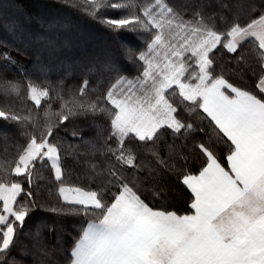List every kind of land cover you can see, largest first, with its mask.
Returning a JSON list of instances; mask_svg holds the SVG:
<instances>
[{
	"label": "snow or ice",
	"instance_id": "6c2138e0",
	"mask_svg": "<svg viewBox=\"0 0 264 264\" xmlns=\"http://www.w3.org/2000/svg\"><path fill=\"white\" fill-rule=\"evenodd\" d=\"M57 6L107 42L0 40V264H264V0Z\"/></svg>",
	"mask_w": 264,
	"mask_h": 264
},
{
	"label": "trees",
	"instance_id": "16d2710c",
	"mask_svg": "<svg viewBox=\"0 0 264 264\" xmlns=\"http://www.w3.org/2000/svg\"><path fill=\"white\" fill-rule=\"evenodd\" d=\"M52 19L65 20L72 25L66 33L69 46L60 54L62 58L75 60L86 53L98 52L107 42L101 28L58 7L57 0H0V40L17 43L19 35L24 44L34 42L35 37L46 34L39 21ZM6 25H14L15 32L10 33ZM55 77L56 72H53L51 78Z\"/></svg>",
	"mask_w": 264,
	"mask_h": 264
}]
</instances>
